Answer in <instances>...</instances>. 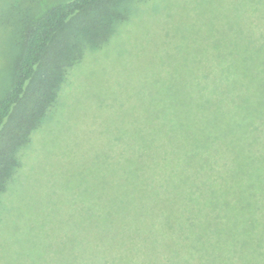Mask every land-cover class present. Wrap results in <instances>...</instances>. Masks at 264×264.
<instances>
[{
	"label": "trees",
	"instance_id": "1",
	"mask_svg": "<svg viewBox=\"0 0 264 264\" xmlns=\"http://www.w3.org/2000/svg\"><path fill=\"white\" fill-rule=\"evenodd\" d=\"M144 1L66 0L20 19L27 26L0 98V217L69 72ZM245 1L229 8V42L203 48L195 70L185 63L180 114L170 108L150 138L119 134L117 162L102 158V191L74 199L82 227L70 264H264V0Z\"/></svg>",
	"mask_w": 264,
	"mask_h": 264
},
{
	"label": "rangeland",
	"instance_id": "2",
	"mask_svg": "<svg viewBox=\"0 0 264 264\" xmlns=\"http://www.w3.org/2000/svg\"><path fill=\"white\" fill-rule=\"evenodd\" d=\"M63 1L0 0V98L20 50L19 29L27 26L20 19L34 21ZM245 3L144 1L105 48L87 51L1 198L0 264H70L71 238L82 227V215L72 214L74 199L89 201V193L102 191V158L111 152L117 162L119 134L150 138L152 127L169 120L170 108L180 114L183 77L192 73L187 67L195 70L191 65L218 36L229 42V8Z\"/></svg>",
	"mask_w": 264,
	"mask_h": 264
}]
</instances>
